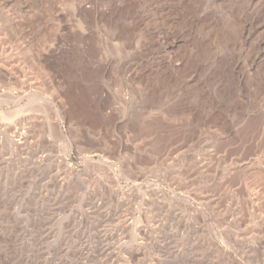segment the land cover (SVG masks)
I'll return each instance as SVG.
<instances>
[{
  "label": "rangeland",
  "instance_id": "374dc122",
  "mask_svg": "<svg viewBox=\"0 0 264 264\" xmlns=\"http://www.w3.org/2000/svg\"><path fill=\"white\" fill-rule=\"evenodd\" d=\"M64 263L264 264V0H0V264Z\"/></svg>",
  "mask_w": 264,
  "mask_h": 264
},
{
  "label": "bare ground",
  "instance_id": "6f19581e",
  "mask_svg": "<svg viewBox=\"0 0 264 264\" xmlns=\"http://www.w3.org/2000/svg\"><path fill=\"white\" fill-rule=\"evenodd\" d=\"M21 143H22L21 141H14V144H15V145H21ZM47 230H48V229H47ZM80 255H81V254H80ZM60 260H61V259H60ZM64 264H65V263H64Z\"/></svg>",
  "mask_w": 264,
  "mask_h": 264
}]
</instances>
